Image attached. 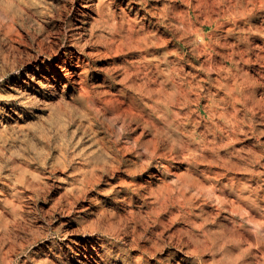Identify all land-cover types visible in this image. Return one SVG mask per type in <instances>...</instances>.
Returning <instances> with one entry per match:
<instances>
[{"label": "rangeland", "instance_id": "1", "mask_svg": "<svg viewBox=\"0 0 264 264\" xmlns=\"http://www.w3.org/2000/svg\"><path fill=\"white\" fill-rule=\"evenodd\" d=\"M0 9V264H264V0Z\"/></svg>", "mask_w": 264, "mask_h": 264}, {"label": "bare ground", "instance_id": "2", "mask_svg": "<svg viewBox=\"0 0 264 264\" xmlns=\"http://www.w3.org/2000/svg\"><path fill=\"white\" fill-rule=\"evenodd\" d=\"M78 1V0H77ZM91 1V0H90ZM185 2V1H184ZM75 3V2H74ZM81 3V2H80ZM259 3V2H258ZM34 4H36V3H34ZM114 5V4H113ZM76 7V6H75ZM75 7H73V8H75ZM83 8V7H82ZM39 9V8H38ZM1 10V9H0ZM125 10V9H124ZM3 11V10H2ZM2 11H0V13L2 12ZM131 11H133V10H131ZM4 12V11H3ZM76 12V11H75ZM79 13V12H78ZM22 14V13H21ZM24 14V13H23ZM31 14V13H30ZM79 15V14H78ZM25 16V15H24ZM33 16V15H32ZM75 16V15H74ZM155 16V15H154ZM9 17V16H8ZM35 17V16H34ZM80 17V16H79ZM19 19H20V17H19ZM77 19V18H76ZM79 19V18H78ZM12 20V19H11ZM10 20V21H11ZM160 20V19H159ZM16 21H17V18H16ZM80 21V20H79ZM182 22V21H181ZM16 24V23H15ZM184 24V23H183ZM64 25V24H63ZM187 26H189V25H187ZM18 27V26H17ZM61 27V26H60ZM12 29H13V27H11ZM78 28V27H77ZM21 29V28H20ZM189 29V28H188ZM8 30V29H7ZM63 30H64V28H63ZM63 30H62V32H63ZM77 30V29H76ZM10 31V30H9ZM12 31V30H11ZM59 31H60V29H59ZM174 31V30H173ZM190 32V31H189ZM6 33H7V31H6ZM12 33V32H11ZM21 33V32H20ZM259 33V32H258ZM176 34V33H175ZM65 35V34H64ZM180 35V34H179ZM4 36V35H3ZM51 36V35H50ZM12 38V37H11ZM56 38V37H55ZM131 39H133V38H131ZM51 40H53V39H51ZM87 40V39H86ZM87 42V41H86ZM9 43H11V42H9ZM166 43H168V42H166ZM184 43V42H183ZM197 43V42H196ZM258 45V44H257ZM73 46V45H72ZM76 48V47H75ZM83 48V47H82ZM105 48V47H104ZM207 48V47H206ZM49 49V48H48ZM44 50V49H43ZM67 50V49H66ZM39 52V51H38ZM186 52V51H185ZM50 53V52H49ZM67 53V52H66ZM118 53V52H117ZM184 53V52H183ZM44 54V53H43ZM36 56H38V54H36ZM36 58V57H35ZM42 58V57H41ZM82 58V57H81ZM33 60V59H32ZM107 60V59H106ZM80 61V60H79ZM59 62V61H58ZM72 62V61H71ZM109 62V61H108ZM185 62V61H184ZM31 63V62H30ZM100 63V62H99ZM35 64H36V62H35ZM74 64V63H73ZM50 65V64H49ZM35 66V65H34ZM37 66V65H36ZM77 66H79V65H77V63H76V65L74 66V67H72V69H71V71L68 73V71H65V72H63V74L61 73H59L58 74V76H55V79H54V81L56 82L57 81V84L55 83L54 85H50L51 87H52V89H53V92H52V95H51V97L52 96H55L57 93H59L58 92V87H61V91H62V89L70 82V75H72V74H77V76H78V81H77V90L78 91H81V92H83L84 91V89H85V84H84V82H83V79H82V77H81V74L79 75V73H78V67ZM255 66V65H254ZM45 67V66H44ZM71 67V66H70ZM53 68V67H52ZM213 69V68H212ZM65 70V69H64ZM61 71V70H60ZM97 71V70H96ZM23 72H25V71H23ZM45 73H46V71L44 72H42V74L40 73V77H43V75H45ZM240 73V72H239ZM30 74V73H29ZM47 74V73H46ZM241 74V73H240ZM69 75V76H68ZM29 76V75H28ZM33 76V75H32ZM20 77H21V75H20ZM36 77V76H35ZM39 77V78H40ZM45 77V76H44ZM22 78V77H21ZM99 78V77H98ZM23 80V79H22ZM94 81V80H93ZM30 82V81H29ZM22 83V82H21ZM25 83V82H24ZM48 83V82H47ZM41 84H43V83H41ZM12 86V85H11ZM188 86V85H187ZM14 87V86H13ZM71 87V86H70ZM23 88V87H22ZM29 88V87H28ZM43 88V87H42ZM199 88V87H198ZM65 89V88H64ZM69 89V88H68ZM191 89V88H190ZM203 89V88H202ZM71 90V89H70ZM4 91V90H3ZM12 91V90H11ZM48 91V90H47ZM49 92V91H48ZM35 93V92H34ZM70 93V92H69ZM13 94V93H12ZM56 97V96H55ZM202 97V96H201ZM6 100V99H5ZM50 100V99H49ZM11 101V100H10ZM241 102V101H240ZM15 103V102H14ZM3 104V103H2ZM5 104V103H4ZM12 106V105H11ZM198 106V105H197ZM200 107V106H199ZM3 109V108H2ZM21 109V108H20ZM94 110V109H93ZM78 111V110H77ZM85 111V110H84ZM11 114V113H10ZM215 115V114H214ZM224 116V115H223ZM226 117V116H225ZM12 118V117H11ZM104 119V118H103ZM235 119V118H234ZM2 120V119H1ZM4 121V120H3ZM6 121V120H5ZM202 122V121H201ZM229 122V121H228ZM4 123V122H3ZM116 124V123H115ZM134 124V123H133ZM110 125V124H109ZM130 125V124H129ZM228 126H229V124H228ZM177 129V128H176ZM100 130V129H99ZM113 131V130H112ZM138 131V130H137ZM50 133V132H49ZM198 133V132H197ZM220 133H222V132H220ZM22 134V133H21ZM171 134V133H170ZM67 137V136H66ZM112 137V136H111ZM203 137V136H202ZM120 138V137H119ZM121 140V139H120ZM200 140V139H199ZM46 142V141H45ZM210 143V142H209ZM218 146V145H217ZM143 151V150H142ZM3 152V151H2ZM119 152V151H118ZM63 159V158H62ZM65 159V158H64ZM160 159V158H159ZM166 159V158H165ZM173 160V159H172ZM160 165V164H159ZM180 165V164H179ZM163 166V165H162ZM119 168V167H118ZM91 169V168H90ZM2 171V170H1ZM109 171V170H108ZM199 171V170H198ZM115 173V172H114ZM154 173V172H153ZM117 174V173H116ZM222 174V173H221ZM150 175V174H149ZM30 176V175H29ZM34 176V175H33ZM106 176V175H105ZM68 177V176H67ZM100 178H102V176L100 177ZM104 178V177H103ZM118 178V177H117ZM110 179V178H109ZM158 179V178H157ZM35 180V179H34ZM104 180V179H103ZM140 181H142V180H140ZM72 182V181H71ZM77 182V181H76ZM78 182H79V180H78ZM100 183V182H99ZM102 183V182H101ZM169 183V182H168ZM11 184H13V183H11ZM85 185V184H84ZM101 186V185H100ZM77 187V186H76ZM88 187V186H87ZM175 187V186H174ZM73 188H75V187H73ZM40 189V188H39ZM159 189V188H158ZM144 190V189H143ZM177 190V189H176ZM139 191H141V190H139ZM143 193H145V191L143 192ZM14 194V193H13ZM182 194V193H181ZM109 195V194H108ZM154 195V194H153ZM192 195V194H191ZM101 198V197H100ZM228 198V197H227ZM232 198V197H231ZM82 199V198H81ZM156 199V198H155ZM159 199V198H158ZM77 201V200H76ZM186 202H188V201H186ZM216 202V201H215ZM71 203V202H70ZM62 204V203H61ZM217 205V204H216ZM9 206V205H8ZM73 206V205H72ZM187 206V205H186ZM12 207V206H11ZM218 207V206H217ZM14 209V208H13ZM90 209V208H89ZM248 212V211H247ZM221 213V212H220ZM187 214H188V212H187ZM162 220V219H161ZM204 222V221H203ZM238 223V222H237ZM142 225V224H141ZM2 226H3V224H2ZM189 226V225H188ZM142 227V226H141ZM201 227V226H200ZM200 231H202V230H200ZM203 232V231H202ZM184 233V232H183ZM185 234H187V233H185ZM110 235V234H109ZM168 235H170V234H168ZM200 235V234H199ZM225 235V234H224ZM98 236V235H97ZM100 236V235H99ZM169 237V236H168ZM225 238V237H224ZM195 239V238H194ZM203 239V238H202ZM204 240V239H203ZM128 241V240H127ZM183 241V240H182ZM85 242V241H84ZM131 243V242H130ZM80 244V243H79ZM65 245V244H64ZM67 245V244H66ZM99 245V244H98ZM106 245V244H105ZM82 246V245H81ZM107 246V245H106ZM67 247V246H66ZM98 247V246H97ZM80 249V248H79ZM137 249V248H136ZM216 249V248H215ZM209 250V249H208ZM80 251V250H79ZM71 252V251H70ZM74 253V252H73ZM84 253V252H83ZM134 253V252H133ZM185 253H187V252H185ZM46 254V253H45ZM64 254V253H63ZM62 255V254H61ZM76 255V254H75ZM84 255V254H83ZM142 255V254H141ZM145 256V255H144ZM152 256V255H151ZM84 257V256H83ZM66 258V257H65ZM96 258V257H95ZM47 259V258H46ZM144 259V258H143ZM103 260V259H102ZM104 262V261H103ZM106 263V262H105ZM115 263V262H114ZM174 264V263H173ZM180 264V263H179Z\"/></svg>", "mask_w": 264, "mask_h": 264}]
</instances>
